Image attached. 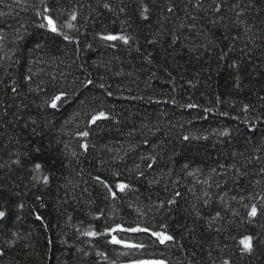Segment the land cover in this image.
Returning a JSON list of instances; mask_svg holds the SVG:
<instances>
[{
    "label": "trees",
    "instance_id": "obj_1",
    "mask_svg": "<svg viewBox=\"0 0 264 264\" xmlns=\"http://www.w3.org/2000/svg\"><path fill=\"white\" fill-rule=\"evenodd\" d=\"M0 13V264H264V0H0ZM135 227L174 240L121 230Z\"/></svg>",
    "mask_w": 264,
    "mask_h": 264
},
{
    "label": "snow or ice",
    "instance_id": "obj_2",
    "mask_svg": "<svg viewBox=\"0 0 264 264\" xmlns=\"http://www.w3.org/2000/svg\"><path fill=\"white\" fill-rule=\"evenodd\" d=\"M199 6H200V4L198 3V4H197V7H199ZM105 7L107 8L108 5L106 4ZM121 10H122V9H121ZM50 11H51V10L48 9V8H45V9H44V14H42V15H43V18L47 21V23H46V24H41L40 27H41V28L48 27V28H50L51 32L56 33V32L58 31V28H57V26H56L55 21L53 20V18H52L50 15H46V13H48V12H50ZM168 11L171 12V11H172V8H169ZM214 11L217 12V13H219V12L221 11V6H220V5H217V6L214 8ZM147 12H148V9H147V8H144V12L142 13V16H143L144 19H148V16H147V15H144V13H147ZM0 15H4V14H3V13H0ZM240 15H241V14H240L239 12H237V17H238V19H237L236 23H244V21H241V20L239 19ZM76 18H77L76 15H73V16H72V20H75ZM68 26H69V27H72L71 24H69ZM253 27H254V26H253ZM245 31H246V32H249V31H251V28L246 27ZM101 38H102L103 40H105V41H116V40H121V41H123L124 44H128V43H129V38L126 37V36H123V35H121V36H116V35H111V34H109V35H104V36H102ZM0 39H2V37H0ZM64 39H65V40H68L69 37H68L67 35H65V36H64ZM39 46H40V45L37 44V47H39ZM89 83H91V81H89ZM64 95H65L64 93H61V94H59V95H54V96L51 98L50 101H47V100H46V101H45V104L48 105V106H50L51 108L55 109V108L58 107L57 102H58V101H62V96H64ZM188 107H195V105H188ZM100 119H107V116H106V114H105L104 112H100L98 115L93 116V117L91 118V123L95 124V123L97 122V120H100ZM222 134H223V135H227V133H222ZM80 135L86 137V136L89 135V133H88V132H83V133H81ZM184 139H185V140H188L189 138H188L187 136H185ZM82 147H83L85 150H87L88 145H87V144H84V145H82ZM35 151L38 152V151H39V148H36ZM73 155H75V154H73ZM257 159H259V157H257ZM13 163L19 165V164H20V160L17 159V160H15V161H13ZM0 167H3V165H0ZM41 168H42V165L39 164V163H36V164L34 165V169H33V171H34L36 174H34V175L31 177V179H32L33 181H38V180H41V178H42V183H43L44 185H48V183H49V176H47V175H43V174L41 173ZM236 171H237V173H239V175H244V173H240V172H239V169H238V168L236 169ZM99 179H100V178L97 177V180H99ZM117 187L119 188V190H120L121 192H123V191H124L126 188H128L129 186L126 185V184L121 183V184H118ZM112 195H113V197H115L116 193H115V192H112ZM205 203H207V201H205ZM17 207H19L20 209H23V208H24V204H23V203H20L19 205H17ZM248 215L251 216V217H256V216H257V207H256L255 204H253V205L251 206V210H250V212L248 213ZM217 216H219V213H217ZM8 217H9V211L7 210V208H6L3 204H0V231H3V230H4V226H5V224H6V221H7V218H8ZM37 218L40 219L39 216H38ZM121 230H123V231H131V232H145V233L150 232V233H151V236H152V237H155L156 240H157L159 243H161V244H163V243H165V242H167V241H173V240H174V237H173L172 235H168V234H166V233H164V232H162V231H151V230L148 229V228L135 227V228L121 229ZM217 231H219V229H217ZM85 234H86V235H89V236H92V237H95V236L98 235V233H96V232H87V233H85ZM13 235H17V236H18V233H14ZM253 239H254L253 236H250V235H249V236H245L244 239L241 240L240 243L243 245V249H242V251H243L244 253H246V254H251V253L255 250L254 247H253ZM13 243H14V242H13ZM111 243H114V244H123L125 247H134V248H142V247H144L143 244H131V243L126 242V241H124V240L116 239L115 237H113ZM3 255H4V252H3V251H0V256H3ZM136 264H145V262H142V261H141V262H136ZM151 264H164V262H163V261H155V262H151ZM222 264H229V261L225 260V261L222 262Z\"/></svg>",
    "mask_w": 264,
    "mask_h": 264
}]
</instances>
